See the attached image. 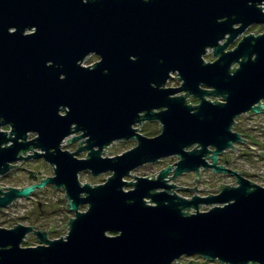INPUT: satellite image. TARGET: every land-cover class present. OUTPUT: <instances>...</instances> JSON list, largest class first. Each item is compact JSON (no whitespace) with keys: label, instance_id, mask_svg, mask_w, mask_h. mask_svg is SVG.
Listing matches in <instances>:
<instances>
[{"label":"water","instance_id":"water-1","mask_svg":"<svg viewBox=\"0 0 264 264\" xmlns=\"http://www.w3.org/2000/svg\"><path fill=\"white\" fill-rule=\"evenodd\" d=\"M263 3L0 0V176L31 158L53 168L26 186H0V210L52 184L74 213L57 228L66 235L55 239L47 237L51 223L46 231L0 227V264H171L192 255L264 264V187L218 164L242 142L232 131L235 117L264 109V32L243 34L264 24ZM208 49L213 60L204 61ZM92 54L99 59L84 65ZM172 74L181 83L166 87ZM145 121H157L159 133H140L135 125ZM65 140L77 148L63 149ZM123 140L136 144L102 156ZM83 151L86 157H77ZM169 156L178 160L148 173L152 178L124 179ZM201 167L228 172L238 184L199 196L196 186L169 183L185 172H194L196 183ZM81 171L110 175L82 184ZM30 232L38 243L21 246Z\"/></svg>","mask_w":264,"mask_h":264},{"label":"rangeland","instance_id":"rangeland-1","mask_svg":"<svg viewBox=\"0 0 264 264\" xmlns=\"http://www.w3.org/2000/svg\"><path fill=\"white\" fill-rule=\"evenodd\" d=\"M264 10V3L262 4ZM264 32V24H252L243 34L253 33L255 35ZM241 35H239L230 44L228 49L235 46L236 41L239 40ZM204 61H211L212 50L208 49L206 54L203 56ZM99 58L96 55H90L83 61L84 65H91ZM236 66V64H233ZM180 81L173 75V78L169 79L165 86L166 87H177L180 85ZM210 100H222L221 98L208 97ZM192 101V100H191ZM194 103V102H190ZM139 132L145 136H154L159 133L160 124L157 121H145L141 125H135ZM3 130H7V127H2ZM243 130L249 136V141L244 146H239L234 149H227L219 155V163L225 164L224 160L228 159L230 162L234 163L236 167L243 169L246 173H251L255 175V181L258 185L264 187V158L258 153L264 149V115L255 114L252 116H240L236 118V123L233 124L232 130L240 131ZM29 138L34 137V134H29ZM105 148V152L102 156H115L121 154L122 152L133 147L136 142L135 140H123L114 142ZM78 143L65 144L62 146L63 149H68L74 151L77 148ZM250 146V147H249ZM252 147V148H251ZM255 148V149H253ZM77 157H86V152H80ZM178 160L177 156H169L163 158L154 163H147L137 167L132 170L130 175L126 176L124 179L128 181H133V176H142L152 178V175H157L158 172L169 164H173ZM209 161V160H207ZM20 163V164H19ZM18 167L10 170L7 174L0 176V186L6 188L7 186L23 187L35 180L50 176L53 174V168L42 158H31L21 162L16 163ZM110 172L99 174L93 177L89 171H81L78 174V179L80 183L89 182L91 185L102 183L108 176ZM172 175V172L169 174ZM104 177V179H103ZM194 173L186 172L178 175L177 177L170 179L169 183L176 185V188L181 187H194L197 186L196 190L199 196H208V194H217L220 188H217L220 183L224 185H229L232 182V178L225 174L214 173L211 169H201L200 181L195 184ZM36 181V182H37ZM190 182V183H189ZM181 186V187H179ZM3 188V189H4ZM125 189H130L131 186L124 187ZM215 190H208V189ZM175 192L180 196L190 198L194 191H185L183 189H175ZM65 192L61 188H54L52 184H48L42 189H37L29 197H21L14 200L9 206L4 207L0 210V227L11 228L15 224L20 223L23 225L34 226L35 229L47 230L49 224L54 225V230L47 232V237L49 239H55L65 236L67 230L65 228H60L61 225H66L74 213L66 209L67 199L64 197ZM210 206L202 205L200 210H207ZM86 208V204L80 206L79 210L83 211ZM191 210L190 212H192ZM38 243L35 235L30 232L26 235L25 240L21 243V246H34ZM199 255L192 256H182L180 257V262L177 264H203L200 260ZM199 259V260H198Z\"/></svg>","mask_w":264,"mask_h":264},{"label":"flooded vegetation","instance_id":"flooded-vegetation-1","mask_svg":"<svg viewBox=\"0 0 264 264\" xmlns=\"http://www.w3.org/2000/svg\"><path fill=\"white\" fill-rule=\"evenodd\" d=\"M240 39V38H239ZM223 42V41H222ZM238 41H236V43H237ZM236 43H235V45H236ZM232 44V43H231ZM230 46V45H229ZM234 47V46H233ZM228 49V48H227ZM230 49H232V48H230ZM229 50V49H228ZM93 55V54H92ZM94 55H96V54H94ZM97 56V55H96ZM213 58V57H212ZM231 68L233 69V68H235V66H231ZM173 75L174 74H172V77L171 78H173ZM170 78V79H171ZM220 98V97H219ZM222 99V98H221ZM192 100V101H191ZM187 102L188 103H190V102H194V103H190V104H197L199 101L198 100H196L194 97H192V96H188L187 97ZM260 102L263 104V106H264V99H261L260 100ZM255 114H260V115H264V109H263V111L262 112H260V113H254V112H251V111H247V112H244V113H242V114H240V115H238V116H236L235 117V120H234V123L236 122V118H238V117H240V116H243V115H246V116H252V115H255ZM233 123V124H234ZM232 127H233V125H232ZM232 131H235V130H232ZM236 133H238L239 134V136H240V138L242 139V142H235L234 143V146H233V148H230V149H234V148H236L237 147V145H236V143H239V146H244V145H246L247 143H248V141H249V136L247 135V133L246 132H244L242 129L240 130V131H235ZM227 150V149H226ZM226 150H224V151H226ZM223 151V152H224ZM222 152V153H223ZM261 156H262V158H264L263 156H264V149L259 153ZM163 159V158H162ZM219 159H220V157L218 158V161H219ZM161 160V159H160ZM219 163V162H218ZM224 163L225 164H221V165H223L225 168H227V169H230V170H235V171H237V172H239L240 174H241V176L243 177V178H245V179H248L251 183H255V184H257L256 183V181H255V175H253V174H251V173H246L243 169H240L239 167H236V165H234V163H232V162H230L228 159H225L224 160ZM14 169V168H13ZM201 169H203L202 167L200 168V176H199V180L195 183V184H197L199 181H200V177H201ZM203 170H205V169H203ZM212 170V169H211ZM213 172V171H212ZM186 173V172H185ZM194 173V172H193ZM220 174H225V175H228L229 177H231L232 178V182H231V184H229V185H231V186H236L238 183H237V180H236V177L235 176H233V175H230V173H228V172H225V173H220ZM194 179V178H193ZM36 182V181H35ZM222 186V185H221ZM189 188H190V186H188ZM197 187V186H196ZM221 188V187H220ZM198 189V188H197ZM219 191H220V189H219ZM218 191V192H219Z\"/></svg>","mask_w":264,"mask_h":264},{"label":"built area","instance_id":"built-area-1","mask_svg":"<svg viewBox=\"0 0 264 264\" xmlns=\"http://www.w3.org/2000/svg\"><path fill=\"white\" fill-rule=\"evenodd\" d=\"M198 258H200V260H202V263H203V264H218V263H214V261L211 262V261L204 260V259L201 258V257H198ZM198 260H199V259H198ZM178 262H180V259H176V260H174L171 264H177Z\"/></svg>","mask_w":264,"mask_h":264},{"label":"trees","instance_id":"trees-1","mask_svg":"<svg viewBox=\"0 0 264 264\" xmlns=\"http://www.w3.org/2000/svg\"><path fill=\"white\" fill-rule=\"evenodd\" d=\"M35 181H37V180H35ZM35 181H34V182H35ZM32 183H33V182H32ZM30 184H31V183H30ZM211 262H213V261H211ZM214 263H217V262H216V261H214Z\"/></svg>","mask_w":264,"mask_h":264},{"label":"bare ground","instance_id":"bare-ground-1","mask_svg":"<svg viewBox=\"0 0 264 264\" xmlns=\"http://www.w3.org/2000/svg\"><path fill=\"white\" fill-rule=\"evenodd\" d=\"M104 181H105V180H104ZM104 181H103V182H104ZM103 182H102V183H103Z\"/></svg>","mask_w":264,"mask_h":264}]
</instances>
